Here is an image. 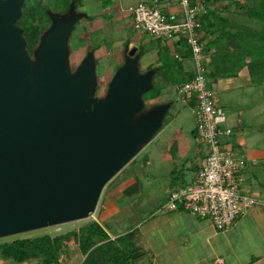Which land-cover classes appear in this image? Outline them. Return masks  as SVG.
<instances>
[{
  "label": "water",
  "instance_id": "1",
  "mask_svg": "<svg viewBox=\"0 0 264 264\" xmlns=\"http://www.w3.org/2000/svg\"><path fill=\"white\" fill-rule=\"evenodd\" d=\"M25 0H0V238L92 217L107 184L162 127L170 104L145 107L154 70L137 48L104 97L90 51L73 71L70 38L86 17L72 3L33 56L18 25ZM72 70V71H71Z\"/></svg>",
  "mask_w": 264,
  "mask_h": 264
},
{
  "label": "rangeland",
  "instance_id": "2",
  "mask_svg": "<svg viewBox=\"0 0 264 264\" xmlns=\"http://www.w3.org/2000/svg\"><path fill=\"white\" fill-rule=\"evenodd\" d=\"M105 1H110L111 3L119 2V0H25L23 15L24 10L25 13H32L26 14L27 16L24 21L23 19L21 21L19 20L21 22L19 25L23 29V27L25 28L26 24L30 22L31 29H29L30 26H28L26 34H24V37L27 40V48L28 45L33 46L32 51L28 50L29 53L33 56L35 49L39 47L41 43L42 37L51 29L53 22L50 13L57 14L64 19V15L68 14L72 3H74L78 14L87 13L86 15L88 17L95 16L96 18L99 17L103 20L102 24H99L97 30L92 31L93 27L88 25V22L86 21L87 17L81 19L77 23L69 42L70 65L73 71L80 65L92 48H94V52H96V54H94L97 63L96 97L101 98L106 95L109 83L113 79L117 70L121 67H116L117 61H121L122 59V63H124L126 51L124 44L126 46L133 40H137L138 43H141L138 44L137 47L139 48L138 54L141 55L140 68L142 73L147 72L148 69H153V64H157L158 61H160L161 66L164 65L165 67L162 74L160 72L157 75V72L154 74L153 84H155L156 89L153 87L152 90L144 94L146 97L144 99V110L166 103L170 104V109L165 116L162 127L152 137L151 141L144 144L140 153L107 184L100 198L96 214L88 219L0 238V244L12 243L15 240L34 239L47 234L52 237H57L73 230L78 231L92 221L103 220L102 218L106 215V210H108V208L111 207V211L113 210L116 212V210L118 211V208L122 205L124 207H120L119 210L124 211V214H120L112 220L108 218V222H111L114 225L112 236L117 238V234L123 236L122 234H127L131 231V228L136 229V226L141 223L143 224V227L140 226L137 233L141 234L143 232L145 235L147 234L145 238L154 248L149 254V257L145 258L143 262L147 263L150 259L152 260L153 257V259L157 258L162 262L167 261L168 264H170V255H157L160 252L162 245L167 243L166 239L163 241L159 240L160 234H163L162 219H165L169 214V211L163 210L162 205L167 202L170 190H174L173 188L175 187L179 188L190 184L195 179L197 171L209 152L208 148L203 144L198 135V124L193 111V105L185 102L183 96L179 93V87L185 81L182 69L195 71L196 66L192 55L190 54V47L187 43L178 46L176 50L173 51L170 47L172 45L168 44L169 42H172L171 40L167 41L160 38H153L149 34L135 29L129 15H125L126 17L123 16L120 21L113 12L109 15L107 13L99 15L102 3ZM122 1L126 12L129 10L131 11V9H133L132 7L135 8L138 6L140 2L157 6L159 9L164 10V5L162 2H159V0ZM246 2L247 0H244V5L248 4ZM219 4L217 5L221 6ZM35 9L37 10L36 12L38 16L39 14H44L45 16L42 22H40V25L42 26L40 35L37 34L36 37H34L33 33L34 26H37L36 24H38L39 21L34 22ZM218 13L223 19L227 18V15H229V11L227 14L226 12L221 13V11ZM28 15L33 16V19L28 20ZM205 15L206 13L203 15L204 18ZM236 18L243 22V24L252 26V28H256V26L261 24L259 22H257L258 24L255 23L254 19H251L247 14H243L241 20L239 15L236 16ZM21 24L23 26H21ZM206 24V29H208L209 32L205 33L211 35L212 41L219 37L224 31L223 29H221L222 31L218 29V21L214 19H211L209 24L206 22ZM234 29L235 28H231L229 31H231V34L235 33L237 35L238 32H234ZM242 39L243 42L241 46H246L249 39H246L243 36ZM227 45L228 44L224 39H221V41H218L215 44L217 48L221 47L224 51L221 53L224 55L226 49H228L226 47ZM240 49L241 47L239 46L236 50ZM176 52L182 56V61L175 59ZM219 62L222 63L224 61ZM145 63L153 64L150 65L149 68L144 69L143 65ZM209 66L210 71L215 69L214 65L210 64ZM209 80L216 79L209 78ZM211 86L217 88V82L214 83L212 81ZM245 87H231L229 92L219 91L216 93L217 103L220 102L222 107L225 108L228 116V124L233 128L235 133L233 138L223 139V142H227L229 146H232L238 159H244L246 165L244 167L245 172H243L246 175L254 171L253 173L259 174L260 176V168L262 165L264 169V161H260V159H263L264 157H257L259 159L257 166L249 160L254 156V149L264 151V84L257 86V88L254 86L250 88ZM217 90L218 89H216V91ZM239 118L240 122H242L241 124L238 122ZM236 131L239 132L237 135ZM239 140L246 143L245 147L242 148V151L247 152L248 157L241 155V151H239L238 148L242 143L239 145ZM132 183H137L138 186L136 189L138 192L136 191L135 193L138 197L134 202L135 205L132 204L133 208H130L129 204L128 207H126V202H118L117 204H114L113 207L110 206L109 204L111 200L114 202L118 201L115 198H111V196L114 195V191L117 189L120 190L122 186ZM115 219H120V222L117 221L116 223ZM108 222L107 224L102 223V221L99 223L103 227L105 226L110 229L111 225ZM210 223V220H207L205 230L212 235L216 233V230L212 228L213 226H211ZM150 224L155 225L156 230H149L147 227H150ZM184 231V229L177 231L174 230L173 233L175 235H180V233L182 232L183 234ZM141 235V238H137L136 236L135 244L145 251L144 247L147 243L144 242L146 240L143 239ZM194 240L195 239H192L191 242L193 243ZM183 245H185L184 241ZM200 246L201 244L194 242L192 244V249L188 250L189 254H187L186 257L193 262L202 260L206 255ZM186 249H188V247ZM186 249L174 248L173 253L176 254L178 250L185 252ZM204 249L206 252V247H204ZM208 253L210 252L208 251ZM63 255H65L66 264H83L86 258V255L80 252L76 242H72L71 245L65 246L61 253V256ZM209 258H213V256L210 257L209 255ZM209 258L207 257L206 261L199 262L198 264L210 263ZM41 261V259H28L24 262H18L13 257H5L0 254V264H40ZM186 261L187 259L185 258L184 261H181L179 264H187Z\"/></svg>",
  "mask_w": 264,
  "mask_h": 264
},
{
  "label": "built area",
  "instance_id": "3",
  "mask_svg": "<svg viewBox=\"0 0 264 264\" xmlns=\"http://www.w3.org/2000/svg\"><path fill=\"white\" fill-rule=\"evenodd\" d=\"M180 15L169 14L157 6L141 3L131 9L134 28L163 40L185 41L196 66L192 80L179 87L184 101L193 105L197 132L208 148V155L195 179L171 191L163 210L185 211L210 220L218 231H225L251 208H264V200L241 188L246 165L223 139L234 130L227 126L225 109L217 103L216 90L207 75L205 48L201 40L202 18L207 13L205 0H178ZM213 264H225L218 258Z\"/></svg>",
  "mask_w": 264,
  "mask_h": 264
},
{
  "label": "crops",
  "instance_id": "4",
  "mask_svg": "<svg viewBox=\"0 0 264 264\" xmlns=\"http://www.w3.org/2000/svg\"><path fill=\"white\" fill-rule=\"evenodd\" d=\"M159 2H162L164 5L163 11H165L169 14L180 15L181 8L179 6L178 0H175V1L174 0H159ZM221 2H222V4H221ZM221 2H216L215 0H208L207 2H205L206 8L208 9L207 12H211V11H216V12L219 11L220 12L221 11V13L226 12V14H227V12L229 10L225 9V7L226 6L228 7V5H230L229 2H227V1H221ZM247 2H248V0H247ZM139 4H141V2ZM217 4H219L221 6H218ZM229 7H231V11H230L231 13H229V15H227V18H225V19H228L229 22L230 23L232 22L233 24H236L237 22L239 24L242 23L241 21L237 20L238 18H236V16H238V15H236V10L233 8L234 6L232 7V5H230ZM132 8H134V7H132ZM111 12L116 14V17L119 18V21H120V19H122L123 16L126 17L125 15H129V18H131L132 24H133V15L131 14L130 10L128 12L125 11L124 4H123L122 0H119V2H117V3H111L110 1H105L102 3L101 9L99 11V15H103L104 13H107L109 15V14H111ZM86 17H87L86 21L88 22V25L93 27L92 31L97 30L99 24H102L103 20H101L99 17L98 18H96L95 16L88 17L87 15H86ZM239 17L241 18V15ZM211 19H213V16L208 14V17H207V15H205V18L203 17V21H202L203 27L201 29L200 35L202 38V43L204 45V48L209 43L213 42L211 35L209 33H205V32H209V30L206 29V27H207L206 22H208V24H209ZM206 39H208V40H206ZM172 42H169L168 44L172 45L170 47H171V50H173V51H175L178 46H181L182 44L186 43L183 40L182 41L175 40ZM138 44H141V43H138L137 40H133L131 43L127 44L126 46L124 44V48L125 49L127 47H129L130 49L137 48L139 51V48L137 47ZM124 51H123V53H124ZM213 53H215V48H213V50H211V52L205 51L206 60L210 64H212V61L215 62V65H217V68H219L221 70L223 62L221 63L219 61H223V60L222 59L221 60H218V59L214 60L212 57ZM94 54H96V52H94ZM190 54H191V52H190ZM175 59L178 61L183 60L182 56L178 53L175 55ZM152 64H146L145 63L143 65V68L144 69L149 68L150 65H152ZM122 65H123L122 59H121V61L118 60L116 67H120ZM153 66H154L153 68H155V67L157 68V67L161 66L160 61H158L157 64L155 63V65L153 64ZM116 67H115V69H116ZM140 70H141V68H140ZM182 71H183L182 74L184 75V79H186V78H188V76L194 74V71H187L184 69H182ZM212 81L214 83L217 82V88L214 87L215 90L218 89L216 91V93L219 91L220 92H229L231 90L230 89L231 87L242 88V87L246 86L245 88H250V87L254 86L255 88H257V86L264 84V83L253 82L251 74H250V70L248 69V67H244L242 70H240L238 75L235 77L221 76V77L217 78L216 80H211V83H212ZM218 104L221 105L220 102ZM238 106H240V105H238ZM237 108H242V107H237ZM238 122H239V124L242 123V122H240V118H239ZM227 124H228V122H227ZM227 126H229V124ZM238 133L239 132L236 131V135ZM234 134H233L232 138L235 136ZM240 143H242V145H240ZM245 144L246 143H244L242 140H239L240 146L238 149H239V151H241V155H244V157H248L247 152L242 151V148L245 147ZM253 154H254V156L251 157V160H249V161L251 163H255V166H257V162L259 161V159L257 157H259V158L264 157V151L254 149ZM255 155H256V157H255ZM260 161H264V158L260 159ZM260 170H261L260 176H259V174L253 173L254 171L250 172L246 175L244 173L245 171L243 170L244 172L242 173V177H243L244 181L241 183V188L245 193L252 195V196H255V197H258V198H261L264 200V169H263V165L260 168ZM137 187H138L137 183H132V184H129L126 186H122V188H120V190L119 189L115 190L113 193L114 195H112L111 198H113V199L115 198L118 201L114 202L113 200H111L109 205L113 207L114 204H117L118 202H120V203L126 202L127 203L126 207H128V204H129L130 208H133L132 204L135 205L134 202L136 201V199L138 197V195L135 194L137 191L136 190ZM176 188L177 187H175L173 189H176ZM171 191H173V190H170L169 195H170ZM169 195H168V197H169ZM120 207H124V206L121 205ZM120 207L118 208V211L116 210V212L113 210L111 211V209H110L111 207L108 208V210H106V215L103 216V218L101 215V218L103 220H101V219L100 220L102 221V223L107 224L109 219L112 220L113 218L118 217L120 214H124L123 213L124 211L119 210ZM131 213H132V211H131ZM162 220H163L162 221L163 234H160L159 240L163 241L166 239L167 243H164L162 245V248L157 255L158 256H162V254L170 255V264H179L181 261L183 262L185 258L187 259V261H186L187 264H198L199 262L206 261L207 257L209 258V255H210V257L213 256V258H209L210 263L208 262L206 264H212V262L214 263L215 260L218 258H224L225 264H264V208L255 207V208L249 209L245 214L241 215L236 220V222L233 224L232 227H230L229 229H227L225 231H218L214 227L213 223L210 221L211 226H213L212 228H214L216 230V233H214L212 235L209 234L205 230L207 219L198 218V217L190 214L189 212H185V211L169 212L167 217L165 219H162ZM101 221L98 220V222H101ZM117 221L120 222V219H115L116 223H117ZM108 223L111 225L112 229L111 228L109 229L108 227H105V226L104 227L106 228L107 232L109 233V235L112 239L117 238V237L112 236V233L114 230L113 223H111V222H108ZM140 226L143 227V224L139 223V225L136 226L137 228L136 229L131 228V231L136 230L138 232ZM159 227H161V226H159ZM147 228L149 230H156L155 225H153V224L152 225L150 224V227H147ZM180 229L185 230L183 232V234H182V232L180 233V235H175L173 233L174 230L177 231ZM131 231H129V232H131ZM137 234H138L137 238H141L140 235L142 234L141 235L142 238L146 240L145 237L147 234L145 235V233H143V232L141 234H139V233H137ZM149 234H150V232H149ZM122 235H124V234H122ZM117 236L119 237L121 235L117 234ZM192 239H195L194 240L195 243L197 242L198 244H201L200 247L202 248L203 252L206 255L200 261L193 262V261L189 260L188 257H186V255L189 254L188 250L192 249V244L194 243V242L193 243L191 242ZM183 241H184L185 245H183ZM144 242L147 243V245H145V247H144V250L147 252L146 258H148L149 254L153 251L154 248H153V245H151V243L149 244L148 240H146ZM187 247H188V249H186ZM204 247H206V249L210 253H208L207 250L205 252ZM174 248H176V249L182 248L183 250L186 249V251L182 252L181 250L180 251L178 250V252H177L178 254L177 253L174 254L173 253ZM184 255H185V258H184ZM147 263H149V264H168L167 261L162 262L157 258L153 259V257H152V260L150 259L149 262H147Z\"/></svg>",
  "mask_w": 264,
  "mask_h": 264
},
{
  "label": "trees",
  "instance_id": "5",
  "mask_svg": "<svg viewBox=\"0 0 264 264\" xmlns=\"http://www.w3.org/2000/svg\"><path fill=\"white\" fill-rule=\"evenodd\" d=\"M207 1L205 0V2ZM215 1H227L232 7L234 6L233 8L236 10V14L238 13L237 15L243 16V14H247L251 19H254L255 23L259 22L261 24L256 26V28L247 26L243 24V22L240 24L238 22L233 24L232 22L230 23L228 19H223L219 15V11L207 12V17L209 14L213 16L214 20L218 21L219 28H217L219 30H224L219 37L205 47V51L208 52H211V50L215 48V53H213L212 56L213 59H222L224 61L221 70L217 68L215 62L212 61V65L215 66V69L211 71L210 64L206 62L208 78L217 79L221 76L235 77L240 70L244 67H248L253 82L264 83V0H251L246 2L248 3L246 5H244V0ZM230 5L225 7V9L229 10V13H231ZM36 11L35 9L34 22L39 21V23L36 24L37 26H34V37H36L37 34L40 35L42 29L40 22L45 18L44 14H39L38 16ZM31 13H25L24 10V15L20 21L22 19L24 21L27 16L26 14ZM30 19L32 20L33 16L30 15L28 20ZM20 21L18 25L21 23ZM21 26L23 25L21 24ZM28 26H30L29 29H31L30 22L26 24L25 28L23 27L24 34H26ZM231 28H235L234 32H238V34H231V31H229ZM242 36L249 39L246 46H241L243 42ZM221 39H224L228 44L226 46L228 49H226L225 55L221 53L224 52L221 47L217 48L215 46ZM239 46L241 49L236 50ZM28 50L32 51L33 46L28 45ZM91 51L94 52V48H92ZM164 69L165 67L162 65L157 68L148 69L147 71L154 70L157 72V75L159 72L162 74ZM192 78L193 75L188 76L184 83L192 80ZM154 89H156L155 84ZM145 98L144 96V99ZM145 112L146 110H143L140 114ZM136 236L137 231L132 230L123 236L112 239L107 230L98 221H92L78 231L73 230L57 237H52L47 234L34 239L15 240L12 243L0 244V254L5 257H13L18 262H24L28 259H41L42 261L40 264H66L65 255L61 256V253L65 246H69L72 242H76L80 252L86 255L83 264H149L143 262L147 257V252L143 251L141 247L136 246Z\"/></svg>",
  "mask_w": 264,
  "mask_h": 264
}]
</instances>
